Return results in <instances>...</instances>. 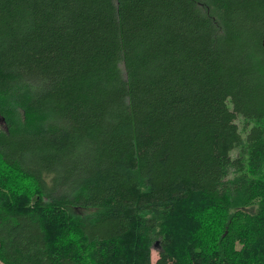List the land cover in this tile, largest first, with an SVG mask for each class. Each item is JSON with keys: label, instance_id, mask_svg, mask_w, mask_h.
Segmentation results:
<instances>
[{"label": "trees", "instance_id": "trees-1", "mask_svg": "<svg viewBox=\"0 0 264 264\" xmlns=\"http://www.w3.org/2000/svg\"><path fill=\"white\" fill-rule=\"evenodd\" d=\"M263 42L264 0H0V264H264Z\"/></svg>", "mask_w": 264, "mask_h": 264}, {"label": "rangeland", "instance_id": "rangeland-1", "mask_svg": "<svg viewBox=\"0 0 264 264\" xmlns=\"http://www.w3.org/2000/svg\"><path fill=\"white\" fill-rule=\"evenodd\" d=\"M237 123L240 126H243L241 118L237 120ZM233 155H236V152ZM159 250H160L159 244H155L153 249H152V263L153 264H156V262L159 258Z\"/></svg>", "mask_w": 264, "mask_h": 264}, {"label": "water", "instance_id": "water-1", "mask_svg": "<svg viewBox=\"0 0 264 264\" xmlns=\"http://www.w3.org/2000/svg\"><path fill=\"white\" fill-rule=\"evenodd\" d=\"M263 45H264V42H263ZM157 244H159V243H157Z\"/></svg>", "mask_w": 264, "mask_h": 264}, {"label": "bare ground", "instance_id": "bare-ground-1", "mask_svg": "<svg viewBox=\"0 0 264 264\" xmlns=\"http://www.w3.org/2000/svg\"><path fill=\"white\" fill-rule=\"evenodd\" d=\"M255 121V120H254Z\"/></svg>", "mask_w": 264, "mask_h": 264}]
</instances>
